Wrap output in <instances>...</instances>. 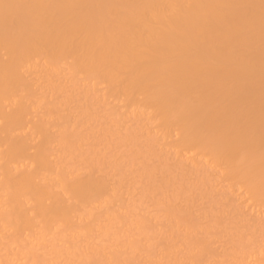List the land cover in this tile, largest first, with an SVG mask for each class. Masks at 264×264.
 I'll list each match as a JSON object with an SVG mask.
<instances>
[{
  "label": "bare ground",
  "instance_id": "bare-ground-1",
  "mask_svg": "<svg viewBox=\"0 0 264 264\" xmlns=\"http://www.w3.org/2000/svg\"><path fill=\"white\" fill-rule=\"evenodd\" d=\"M0 264H264V0H0Z\"/></svg>",
  "mask_w": 264,
  "mask_h": 264
}]
</instances>
